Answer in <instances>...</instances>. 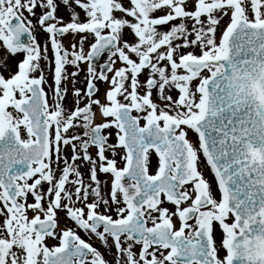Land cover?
Returning <instances> with one entry per match:
<instances>
[{
    "label": "snow or ice",
    "instance_id": "1",
    "mask_svg": "<svg viewBox=\"0 0 264 264\" xmlns=\"http://www.w3.org/2000/svg\"><path fill=\"white\" fill-rule=\"evenodd\" d=\"M0 264H264V0H0Z\"/></svg>",
    "mask_w": 264,
    "mask_h": 264
},
{
    "label": "flooded vegetation",
    "instance_id": "2",
    "mask_svg": "<svg viewBox=\"0 0 264 264\" xmlns=\"http://www.w3.org/2000/svg\"><path fill=\"white\" fill-rule=\"evenodd\" d=\"M71 70V69H70ZM83 78V74L81 75V79Z\"/></svg>",
    "mask_w": 264,
    "mask_h": 264
}]
</instances>
